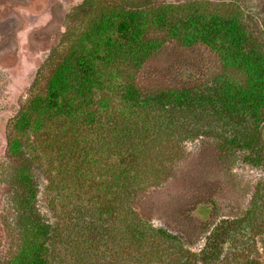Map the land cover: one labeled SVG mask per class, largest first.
Here are the masks:
<instances>
[{
  "label": "trees",
  "instance_id": "16d2710c",
  "mask_svg": "<svg viewBox=\"0 0 264 264\" xmlns=\"http://www.w3.org/2000/svg\"><path fill=\"white\" fill-rule=\"evenodd\" d=\"M152 1L81 0L65 14V32L7 124L18 243L4 264H62L50 253L52 227L36 209L23 154L25 133L47 129L63 153L56 156L60 213L79 254L74 264H106L112 248L125 253L120 264H217L227 257L230 264H264L252 253L264 234V193L258 189L242 218L221 221L196 253L144 224L132 209L139 190L164 178L165 164L184 138H221L218 132L227 131L223 137L233 136L251 157L263 151L264 57L241 20L194 5H179L177 13L178 6ZM171 40L203 45L217 56L218 70L205 78L178 67L175 83L147 87L144 67ZM102 151L109 155L103 164L90 158L96 152L103 157ZM78 226L85 235L75 239Z\"/></svg>",
  "mask_w": 264,
  "mask_h": 264
},
{
  "label": "rangeland",
  "instance_id": "374dc122",
  "mask_svg": "<svg viewBox=\"0 0 264 264\" xmlns=\"http://www.w3.org/2000/svg\"><path fill=\"white\" fill-rule=\"evenodd\" d=\"M132 1L142 4L149 0ZM154 1L178 6L177 11L174 8L177 13L181 10L179 5H194L202 12L212 10L222 17H238L250 43L264 57V0ZM80 2L0 0V264L15 254L18 243L14 167L5 152L7 124L28 96L40 63L65 32L68 24L65 14ZM202 46L184 47L174 40L166 42L144 67L143 82L147 87L175 83L174 73L178 67L180 71L185 67L197 76L200 73L205 78L211 77L219 68V60ZM52 132L47 129L25 133L23 154L32 169L36 209L52 227L50 253L54 263L74 264L79 254L74 253L69 242L72 232L65 236L60 213L62 184L56 156L63 153L57 152L58 144ZM218 133L221 138L205 135L184 138L175 146L177 153L165 164L164 178L145 186L131 199L132 209L140 221L172 234L183 249L192 253L199 252L212 229L221 221L230 223L241 219L257 189L264 193V123L260 130L263 151H259L257 158L251 157L249 150L233 136L225 138L227 131ZM101 155L90 153V158L98 157L103 164L104 157L109 155L106 156V151ZM237 229L243 233L241 228ZM57 232L62 239L55 235ZM73 234L76 239L80 234L84 237L85 232L78 226ZM102 244L98 255L103 251ZM254 248V256L264 261V234L257 238ZM113 251L114 248L110 252L111 258L108 257L111 260L107 259L106 264H120L118 260L125 256L123 250H116L117 254ZM231 261L227 257L217 264H230ZM192 264L202 263L197 260Z\"/></svg>",
  "mask_w": 264,
  "mask_h": 264
}]
</instances>
